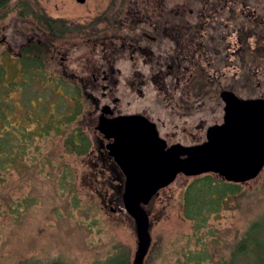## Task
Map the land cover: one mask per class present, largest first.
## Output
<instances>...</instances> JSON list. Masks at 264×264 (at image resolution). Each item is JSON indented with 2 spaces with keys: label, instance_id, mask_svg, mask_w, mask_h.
I'll return each mask as SVG.
<instances>
[{
  "label": "rangeland",
  "instance_id": "obj_1",
  "mask_svg": "<svg viewBox=\"0 0 264 264\" xmlns=\"http://www.w3.org/2000/svg\"><path fill=\"white\" fill-rule=\"evenodd\" d=\"M30 1L35 17L43 13L62 17L66 28H82L67 30L64 37L51 34L44 39L36 37L33 28L32 20L37 17L20 15L18 8L6 14L0 11V37L4 39L0 57L8 55L0 62L10 68L16 61L10 55L35 44L34 49L46 51L42 54L44 72L38 79L44 75L52 79L46 76L43 83L30 79L29 84L22 86L21 81L1 89L0 99L6 103L9 98L1 109L0 137L7 131L6 124L28 123L35 139L21 162L0 171V264H17L25 258L94 264L117 248L131 264L137 242L135 226L121 201L123 177L106 155V140L95 129L101 107L112 106L117 98L120 111H144L159 123L161 134L174 140L189 137L186 131L197 132L220 115L219 91L261 95L264 0ZM137 7L149 9L157 19L165 12L158 23L181 29V76L147 79L144 94L131 90L138 82L127 76L130 63L116 57L110 45L119 39L113 33L123 13ZM122 24L119 33L124 30ZM189 25L195 27L192 39L187 37ZM167 44L166 38L158 36L156 44L149 46H156L154 52L170 51ZM189 50L194 54H188ZM108 70H117L112 73V85L101 80ZM12 80L20 82L15 75ZM73 94L78 95L80 109L76 119L63 126L61 117L75 108ZM45 127L51 131L43 133ZM73 128L88 139L84 154L67 147L66 137ZM190 180L177 176L144 207L151 244L143 264H191L189 257L199 258L202 264H224L250 223L264 219V168L242 184L241 193L229 206L209 216L206 227L198 231L181 211L183 190Z\"/></svg>",
  "mask_w": 264,
  "mask_h": 264
},
{
  "label": "flooded vegetation",
  "instance_id": "obj_2",
  "mask_svg": "<svg viewBox=\"0 0 264 264\" xmlns=\"http://www.w3.org/2000/svg\"><path fill=\"white\" fill-rule=\"evenodd\" d=\"M150 13L152 12L145 7L129 8L128 10H126V12L123 13V17L121 19L122 21L117 22V26H116L117 30H119L120 25L123 22L122 25L124 26L123 28L124 30L122 29L123 31L121 33H119V31L121 30L119 31L114 30L113 36L119 39L114 40L112 42L113 44H110L113 48L114 55L116 57L122 56L130 63L127 76L133 78L135 81L138 82L136 83V86H133L131 88V90L138 91L140 94H144L143 89L146 86L147 79H160V78L177 79V77L181 76L180 74L181 51L179 49L181 43L180 41L181 29H179L178 25H170L168 23L161 25L158 23L159 21L158 19H160L161 16L164 17L166 15L165 12L161 11L159 14L160 18L158 17V19L153 18L152 14ZM32 16L35 19L37 17V16L35 17L34 14H32ZM37 18L38 20H32L34 24L33 28L36 29V34H37L36 37L41 36V38L43 37L45 39V38H51V34H58L59 37H64L66 35L67 33V28L65 27L66 23L63 21L62 17H52L50 15H44L43 13L40 14ZM115 20L117 21V19ZM166 20L167 19L165 18V21ZM57 23H59V26L57 25ZM148 27L152 29L154 34H149L150 30H148ZM188 27L189 30L187 33V37L188 38L190 37V39H192L195 36L194 35L195 27L193 25H189ZM158 36L166 38L167 43L169 44V45L167 44V47L170 48V51L161 50L160 52H154L156 46L155 45L149 46V44H153V43L156 44V38ZM2 40H4L3 37H0V41ZM44 52L46 51L44 50L40 51V56L42 57V61H44L43 58L44 55H42ZM188 54H194V51L190 53L189 50ZM16 55L17 54H15L14 56ZM4 56L1 54L0 58L2 59ZM182 56L186 58L184 54ZM10 57H12V55H10ZM148 60L150 61L148 62ZM103 71L104 69L102 71L100 70L98 74H100ZM116 72L117 70H112L113 74H115ZM112 73L111 71L108 70L107 75L102 76L101 80L103 82H110L111 83L110 85H112L113 82L115 83V79L113 80ZM92 79L96 83L98 82L96 75H92ZM222 91H231L236 95L237 98L242 100H254V99L264 98V93H262L261 95L259 94V95L250 96V95H242L238 93L236 90L223 89L218 93L219 103H220V109H219L220 115L213 122L208 123L207 125L202 127V129H199L197 132L196 131L192 132L190 130L186 131V134H188L189 137L181 136L174 140L168 139L164 134H161V131L159 129V123L153 118H151L149 115H147L144 111L131 112V113L129 112L125 113L120 111L115 105L117 102V98L113 99L114 104L112 106L110 104H104L103 106L109 107V110L111 111L109 114H107V116L109 117H115L119 115H129V114H140L144 117V120L141 121L140 123L126 121L124 123L117 125V133L121 145L120 147L122 148V153L126 159L131 157L130 154L133 153L132 159L140 157L143 160V162L146 164L147 142L151 146L152 157H160L163 156L161 150L162 152L166 151L173 145H180L181 147L185 148V147H193L196 145H201L203 143L212 144L214 142H217L219 139L223 138L224 136H226L228 133L231 132L230 137L228 138L227 142L224 144L222 149L218 151H207V150L198 151L195 152L193 155H194V162L196 164L205 165V164H211V162L222 163V164L225 163L228 165V168L231 171H234L237 162L240 161L243 162L251 158L247 154L248 145L250 139L254 136L255 133H257L259 129L258 122L251 120V118H255L257 116L262 115L264 113V106L262 107V106H257L255 104H250L249 109H239V108L231 107L228 111H225L226 104L220 96V93ZM103 106L101 107V109L103 108ZM101 109H100V113H101ZM214 125L220 126L221 129H219L214 133L213 132L208 133V128ZM130 135H138L145 138L146 140L145 142L143 141L139 143L138 146H131L125 140V138ZM105 140L107 143L108 141H112L113 138H110L109 140L107 139ZM160 140L164 141V142L162 141L164 143L162 149H160V145H161ZM106 155L113 161L112 157L108 155L107 150H106ZM177 157L188 158L189 155L185 153V149H179L178 153H176V151L173 152L163 162L160 168L161 170L153 174L150 181H154L157 175L159 174V172L165 171L169 167L171 161H174V159ZM113 163L123 177V189H124L126 175L114 161ZM179 175L190 177L191 180L195 177H199L203 175H211L221 181L228 183L239 184V185L246 183V182L237 183V182L228 181L215 172H206L198 175H185L183 173H178L177 176ZM121 201H122V194H121ZM122 205H123V209L127 213L123 201H122Z\"/></svg>",
  "mask_w": 264,
  "mask_h": 264
},
{
  "label": "trees",
  "instance_id": "obj_3",
  "mask_svg": "<svg viewBox=\"0 0 264 264\" xmlns=\"http://www.w3.org/2000/svg\"><path fill=\"white\" fill-rule=\"evenodd\" d=\"M18 8L20 15L32 14L34 10L30 0H0V11L6 14L9 10ZM122 10V8H121ZM38 17V15L36 14ZM59 26V23H57ZM53 26V25H52ZM82 26L72 27L67 26V30H80ZM53 29V28H52ZM35 44H30L22 47L16 56H12L15 62L7 68L0 62V95L4 85H17L21 83L29 84V80H37L42 82V79L47 76V80H52L48 75L39 77V74L44 72L45 63L40 56L39 48L34 49ZM6 57V56H5ZM8 57V56H7ZM11 57V58H12ZM15 68V69H13ZM20 78V82L11 81L14 75ZM76 80L75 77L71 76ZM60 81H62L60 77ZM43 83V82H42ZM20 85V84H19ZM78 91L81 87L77 86ZM76 89V90H77ZM70 97L75 102V108L71 109L66 116H62V125L71 124L78 114L80 103L77 94ZM9 98V97H8ZM0 99V120L2 119L1 109L3 105L8 103ZM9 106H6L8 108ZM12 126V127H11ZM7 127L4 136L0 137V171H7L12 166L17 165L27 153V147L35 139L28 123L19 125L13 124ZM1 128V127H0ZM17 131V132H16ZM51 129L45 127L43 133H49ZM16 132V133H15ZM14 135V136H13ZM46 135V134H44ZM15 139V141H11ZM67 147L77 154H84L89 147V142L77 128H73L66 137ZM241 193V185L221 181L211 175H203L193 178L183 192L182 200V215L187 220L193 223L194 231H198L207 225L209 216L220 213L226 209L231 200L235 199ZM1 207V206H0ZM1 215V210H0ZM191 264H202L199 258L189 257ZM17 264H69L60 258L39 260V259H23ZM94 264H130L122 249L117 248L113 254L108 255L101 261ZM224 264H264V219H256L250 223L239 239L234 243L232 249L228 252Z\"/></svg>",
  "mask_w": 264,
  "mask_h": 264
},
{
  "label": "water",
  "instance_id": "obj_4",
  "mask_svg": "<svg viewBox=\"0 0 264 264\" xmlns=\"http://www.w3.org/2000/svg\"><path fill=\"white\" fill-rule=\"evenodd\" d=\"M85 1L86 0H75V2L79 4H83ZM220 96L226 104L225 111H228L231 107L249 109L250 104L264 106V98L242 100L237 98L231 91H222ZM110 112L108 106H103L101 113L98 116L95 129L104 139L109 140L110 138H113L112 141H108L105 144V148L108 155L112 157L113 161L126 175L122 201L127 213L133 219L137 240L131 264H143L151 244V236L149 232L150 220L144 206L149 203L159 189L172 183L178 173H183L185 175H198L206 172H215L228 181L243 183L254 179L264 166V113L255 118H251V120L258 122L259 124L257 133H255L250 139L248 145L247 154L251 158L243 162H237L235 170L231 171L225 163L211 162V164L205 165L196 164L193 155L198 151H218L222 149L230 137L231 132L212 144L203 143L201 145L185 148L180 145H173L166 151L162 152L161 150L163 156L160 157H152L151 146L147 142L146 164L140 157L132 159L133 153L130 154L131 157L126 159L122 153V148L120 147L117 125L126 121L140 123L144 120V117L140 114L109 117L107 114ZM219 129H221L220 126H211L208 128V133H214ZM125 140L131 146H138L139 143L143 141L145 142L146 139L138 135H130L127 136ZM162 141L160 149L164 146V141ZM179 149H185V153H187L189 157L175 158L174 161H171L169 167L165 171L159 172L155 180L150 181L153 174L161 170L160 168L166 158L175 151L178 153Z\"/></svg>",
  "mask_w": 264,
  "mask_h": 264
}]
</instances>
